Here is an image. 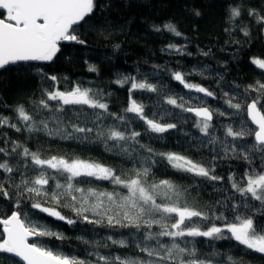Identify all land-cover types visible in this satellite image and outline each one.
<instances>
[{
    "label": "snow or ice",
    "instance_id": "snow-or-ice-1",
    "mask_svg": "<svg viewBox=\"0 0 264 264\" xmlns=\"http://www.w3.org/2000/svg\"><path fill=\"white\" fill-rule=\"evenodd\" d=\"M95 10V0H0V70L20 63L50 62L61 51L63 42L85 44L86 41L75 34L76 28L86 23ZM244 11L242 2L231 5L229 21L235 24ZM262 12L264 10L247 9V15L260 25H264ZM195 14L200 15L199 11ZM164 29L181 35L171 23L165 24ZM240 31L245 37L250 36L247 26ZM168 48L182 52L173 44ZM251 63L264 70V59L254 57ZM36 71L42 73L40 68ZM89 71L94 72L96 68L89 65ZM186 76L180 71L171 73L172 79L189 92L215 98L214 92L189 82ZM41 78L58 83L56 76L42 75ZM115 83L121 87L130 85L127 107L121 114L110 112L108 103L97 98L98 93L93 89L75 84L64 91L44 87L40 99L30 101L33 111L23 104L16 105L13 111L18 123L0 115V129L29 134L42 132L52 139L80 144H103L106 152L131 164L128 169H117L78 156H44L39 149L32 151L7 137V133L0 134L5 145L0 147V199L8 201L7 207L0 208V254H11L3 256L0 264H9L12 257L19 258L12 264H244L243 260L236 261L231 256L214 259L220 256L216 251L202 258L197 238L206 239L213 248L212 241L229 239L246 250L264 254V222L256 219L257 214L264 217V82L257 81L245 88L241 99L246 103L225 93L224 103L232 110L230 113L202 106V100L200 106H194L195 98L191 96L165 94L161 101V89L147 77L125 76ZM135 92L157 93L154 105L157 111L147 115L146 105L134 99ZM249 93L256 95L248 99ZM163 105H170L171 109ZM172 109L193 114L196 118L193 127L201 134L196 139L201 148H209L213 162L234 159L246 163L239 178L235 173L227 176L232 194L223 201L203 206L189 203L188 188L169 179L156 178L154 169L161 161H167L168 167L185 177L201 178V182H212L216 191H228L215 188L224 177L216 175L214 163L198 162L176 152H157L140 142L142 135L157 134L155 138H160L177 127L175 123L162 122L164 116L178 115ZM69 112L72 114L68 115ZM225 115L240 118V126L223 125V135L218 136L213 118ZM109 118L111 124L106 123ZM137 121L142 122L143 133L131 127ZM248 122L255 127H250ZM249 137L251 142H248ZM240 141L244 143H238ZM255 160L260 161L258 167ZM101 182L111 187L101 188ZM251 201L258 202L259 208ZM28 204L31 209L69 225L83 222L132 230L136 249L142 255L113 256L95 251L89 253L95 260L86 261L53 251L42 245L39 238L62 241L64 235L34 220L30 212L25 211ZM64 208L69 209L75 219L63 214L60 209ZM226 212L231 213V219ZM30 237L37 238L36 242H30ZM106 240L121 248L128 247L125 239L116 240L110 235ZM101 243L94 242V246L99 248Z\"/></svg>",
    "mask_w": 264,
    "mask_h": 264
},
{
    "label": "trees",
    "instance_id": "trees-1",
    "mask_svg": "<svg viewBox=\"0 0 264 264\" xmlns=\"http://www.w3.org/2000/svg\"><path fill=\"white\" fill-rule=\"evenodd\" d=\"M95 2L94 14L86 23L77 27L75 32L86 41L85 44L63 42L61 51L50 62L20 63L0 70V115L12 118V123H18L13 111L16 105L23 104L29 111H33L30 101L40 99L44 87H56L64 91L70 90L75 84L97 90L100 93L98 98L108 103L109 111L121 114L127 107L130 85L121 87L115 81L125 76H135L138 79L147 77L149 82L161 89L159 97L161 101L165 94L191 96L195 98L192 101L194 106H200L202 100V106L230 113L232 110L224 103L225 93L236 96L242 103H246V100L241 99L245 88L257 81L264 82V70L251 63L254 57L264 59V25L257 24L255 18L247 15L248 8L264 10V0H95ZM241 2L245 6V11L234 24L229 21V7ZM196 11H199V16L195 14ZM168 23L173 24L181 35L176 36L164 29V25ZM244 26H247L250 32L248 37L240 31ZM157 28L161 30L156 31ZM170 44L181 48L182 52L177 53L169 49ZM204 52L209 54L203 55ZM89 65L94 66L96 71H89ZM37 68L42 70L41 74H37ZM175 71L186 73L189 82L214 92L215 98L184 89L183 85L172 79L171 73ZM42 75L56 76L58 83L42 80ZM255 95L249 93L248 99ZM133 97L146 105L147 115L151 116L157 111L154 107L158 98L157 93L135 92ZM163 107L171 109L170 105ZM172 111L178 115L164 116L162 122L177 124L175 129L162 134L160 138H155L157 134H152L151 137L147 134L142 135L140 142L157 152H176L198 162L214 163L216 175L224 177L223 181L216 183L215 188H227L228 191H216L212 182H201V178L185 177L168 167L167 161H161L154 169L156 178L169 179L188 188L186 198L189 203L203 206L215 204L217 200L223 201L225 196L232 194L227 176L229 173H235L239 178L247 167L246 163L234 159H217L213 162L209 148H201L199 140L196 139L201 134L193 127V121L196 119L193 114L181 113L179 109ZM243 118L246 119V114ZM106 123L111 124V118ZM229 123L238 128L240 118L230 115L214 116L216 135L222 136V126ZM248 123L254 128L250 122ZM131 127L141 133L144 132L142 122H134ZM3 133H7V137L18 140L32 151L39 149L44 156H78L82 159L98 160L117 169L131 167L126 159L106 152L103 144H80L76 141L52 139L42 132L17 133L8 128L0 129V134ZM251 140L249 137L248 142ZM4 146L3 140L0 139V147ZM219 155L223 156V153L220 152ZM254 163L258 167L260 161L255 160ZM100 187L111 186L107 182H101ZM251 203L259 208L258 202ZM7 206L8 201L0 199V208ZM60 210L66 216L75 219L69 209ZM25 211L30 212L34 220L64 235L65 239L62 241L48 237L39 238L42 245L53 251L86 261L95 260V256L89 255L95 251L113 256L142 255L136 249V239L131 234L132 230L110 229L83 222L69 225L31 209L30 204ZM225 215L231 219V213L226 212ZM256 219L258 222H264V217L259 214ZM110 235L116 240H127L128 247L112 245L111 241L106 240ZM81 237L83 239H79ZM197 239L199 241L197 248L202 258L216 251L220 254L214 258L217 260L231 256L236 261L243 260L244 264H264V254L246 250L233 240L212 241L211 244L215 246L213 248L206 239ZM36 240L34 237L32 242ZM85 240L89 243H84ZM94 242L102 243L96 248ZM104 244H107V247L103 246ZM5 255L11 256L0 254V259ZM12 261L18 260L12 257L9 264H12Z\"/></svg>",
    "mask_w": 264,
    "mask_h": 264
},
{
    "label": "water",
    "instance_id": "water-1",
    "mask_svg": "<svg viewBox=\"0 0 264 264\" xmlns=\"http://www.w3.org/2000/svg\"><path fill=\"white\" fill-rule=\"evenodd\" d=\"M253 127H255L254 125H252ZM34 237H30V242H32V239H33ZM16 258V257H15ZM17 260L19 259V258H16Z\"/></svg>",
    "mask_w": 264,
    "mask_h": 264
},
{
    "label": "rangeland",
    "instance_id": "rangeland-1",
    "mask_svg": "<svg viewBox=\"0 0 264 264\" xmlns=\"http://www.w3.org/2000/svg\"><path fill=\"white\" fill-rule=\"evenodd\" d=\"M91 89H92V88H91ZM93 90H94V89H93ZM94 92H97V93H98V97L100 96V93H99L97 90H94ZM98 97H97V98H98Z\"/></svg>",
    "mask_w": 264,
    "mask_h": 264
}]
</instances>
